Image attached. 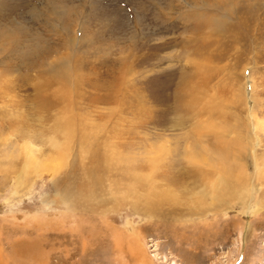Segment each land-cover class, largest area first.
Segmentation results:
<instances>
[{
	"label": "rangeland",
	"instance_id": "rangeland-1",
	"mask_svg": "<svg viewBox=\"0 0 264 264\" xmlns=\"http://www.w3.org/2000/svg\"><path fill=\"white\" fill-rule=\"evenodd\" d=\"M0 264H264V0H0Z\"/></svg>",
	"mask_w": 264,
	"mask_h": 264
},
{
	"label": "bare ground",
	"instance_id": "bare-ground-1",
	"mask_svg": "<svg viewBox=\"0 0 264 264\" xmlns=\"http://www.w3.org/2000/svg\"><path fill=\"white\" fill-rule=\"evenodd\" d=\"M257 29V28H256ZM260 38V37H259ZM128 66V65H127ZM202 70L201 69V67L199 66V67H197V68H195V70ZM129 72V71H128ZM179 88L183 91V93H185V91L187 92V93H189V92H193L196 88H194V86H192L191 85V83H190V81L189 82H185L181 87L179 86ZM194 89V90H193ZM178 91V90H177ZM177 91H176V93H177ZM181 93V92H180ZM176 95V94H175ZM184 96H185V94H184ZM187 103L185 104V102H184V104H185V106L187 105V106H189V104L190 103H192V102H194V99H193V97L189 100V101H186ZM251 143V142H250ZM58 147V146H57ZM26 149V150H25ZM28 149V146H26L25 148H24V150L25 151H28L27 150ZM158 158V157H157ZM157 158H153L152 160L154 161V160H156ZM25 159H29V160H31V156H30V154L28 153V155L27 154H25ZM26 160V161H27ZM237 160V159H236ZM190 161V163L189 164H192V163H197V165L196 166H202V163H204L205 161H202V162H200V161H198V160H193V159H190L189 160ZM199 162V163H198ZM103 163V162H102ZM132 165V164H131ZM157 165H159V164H157ZM194 169H191L192 170V172L194 173H196V171H199V172H201V169L200 168H196L195 166H192ZM214 168V167H213ZM195 169H198V170H195ZM16 170V169H15ZM136 172V171H135ZM190 172V171H189ZM193 173H192V176H193ZM119 175V174H118ZM221 175V174H220ZM152 178V177H151ZM107 179V178H106ZM221 181H226V179L225 178H223L222 177V175H221ZM149 182V184H150V186L151 185H153L155 182H152V180H150V181H148ZM223 183V182H222ZM225 184V183H224ZM228 184V183H227ZM252 185V184H251ZM152 187V186H151ZM251 188V190H252V188H253V185L250 187ZM245 189V188H244ZM248 193H251L252 191H247ZM213 195H215V194H213ZM215 197V196H214ZM105 199V198H104ZM104 206V205H103ZM148 208V207H147ZM148 211V210H147Z\"/></svg>",
	"mask_w": 264,
	"mask_h": 264
}]
</instances>
